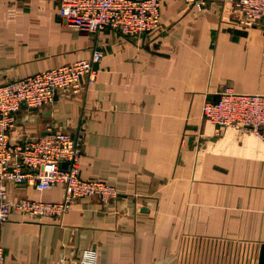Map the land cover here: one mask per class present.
Wrapping results in <instances>:
<instances>
[{"label": "crops", "instance_id": "0c3cea01", "mask_svg": "<svg viewBox=\"0 0 264 264\" xmlns=\"http://www.w3.org/2000/svg\"><path fill=\"white\" fill-rule=\"evenodd\" d=\"M236 0H163L161 26L128 36L65 23L60 0H0V83L89 58L96 81L17 112L12 141L50 131L81 138L80 175L114 185L78 198L58 222H0L4 264H259L264 243V139L203 116L222 85L264 94V27ZM12 199L60 201L64 186L8 184Z\"/></svg>", "mask_w": 264, "mask_h": 264}, {"label": "built area", "instance_id": "2783aa9c", "mask_svg": "<svg viewBox=\"0 0 264 264\" xmlns=\"http://www.w3.org/2000/svg\"><path fill=\"white\" fill-rule=\"evenodd\" d=\"M163 0H60L65 23L90 32L104 29L138 36L151 33L161 26ZM188 4L205 7L211 0H184ZM238 10L264 27V0H236ZM103 50L95 48L89 58L59 65L36 74L0 83V222L10 220L17 212L24 219L58 222L83 196H96L108 203L119 195L118 189L99 179H85L80 175L83 143L68 131H50L20 143L12 141L17 112L23 104L39 108L54 101L60 92H79L82 80L96 81V64L102 60ZM216 99L203 105V116L222 128L240 124L264 139V94L242 93L222 85ZM66 164V165H64ZM35 184L47 190L60 183L64 196L60 201L34 198L12 199L8 184ZM5 248L0 244V264H4ZM79 264H98L95 248L83 250Z\"/></svg>", "mask_w": 264, "mask_h": 264}, {"label": "water", "instance_id": "95a60500", "mask_svg": "<svg viewBox=\"0 0 264 264\" xmlns=\"http://www.w3.org/2000/svg\"><path fill=\"white\" fill-rule=\"evenodd\" d=\"M64 165H66V164H64ZM259 264H264V243L261 245Z\"/></svg>", "mask_w": 264, "mask_h": 264}, {"label": "rangeland", "instance_id": "374dc122", "mask_svg": "<svg viewBox=\"0 0 264 264\" xmlns=\"http://www.w3.org/2000/svg\"><path fill=\"white\" fill-rule=\"evenodd\" d=\"M231 87V86H230Z\"/></svg>", "mask_w": 264, "mask_h": 264}]
</instances>
